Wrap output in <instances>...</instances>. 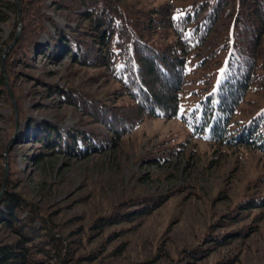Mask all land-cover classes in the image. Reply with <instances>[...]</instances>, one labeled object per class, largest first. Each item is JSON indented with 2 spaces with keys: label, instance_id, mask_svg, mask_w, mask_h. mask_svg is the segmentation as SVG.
Wrapping results in <instances>:
<instances>
[{
  "label": "rangeland",
  "instance_id": "1",
  "mask_svg": "<svg viewBox=\"0 0 264 264\" xmlns=\"http://www.w3.org/2000/svg\"><path fill=\"white\" fill-rule=\"evenodd\" d=\"M46 3L51 4L50 0ZM160 3L119 0L127 9L148 10ZM46 11L54 20L48 23L53 35L77 24V16L69 11L51 7ZM21 23V13L9 11L5 21H0L4 63L0 73L10 94L0 86V191L7 162V184L16 181L13 191L56 224L78 252L97 253L96 261L80 264H217L229 259L233 264H264V206L248 213L239 206L248 198L264 201V154L248 144L223 145L196 135L181 118L149 117L133 131L113 134L47 85L73 88L112 105L127 103L107 68L81 66L69 57L54 64L35 51L25 63H17L13 56L15 63L7 70L4 61L19 41ZM228 25V21H219L192 59L181 111L189 109L194 92L214 71L216 58L211 55L218 54ZM49 42L48 35H40V46ZM14 101L27 117L44 118L64 130L91 133L105 148L87 157L62 152L41 156V144L33 139L16 141L25 123L20 118L17 122ZM263 105L264 89L253 90L236 114L247 117ZM75 146L80 151L86 145L79 141ZM141 197L162 200L142 222L114 224L105 232L89 229L97 217ZM233 229H240L242 235L226 245L210 244L213 238L208 233L213 236ZM5 236L0 231V239ZM110 236L114 238L108 241ZM198 246L207 250L203 258L185 256L186 250ZM99 248L104 252H98Z\"/></svg>",
  "mask_w": 264,
  "mask_h": 264
},
{
  "label": "trees",
  "instance_id": "2",
  "mask_svg": "<svg viewBox=\"0 0 264 264\" xmlns=\"http://www.w3.org/2000/svg\"><path fill=\"white\" fill-rule=\"evenodd\" d=\"M46 1L21 0L20 10L17 0L0 1V21H5L7 11H19L22 18L19 41L4 61L7 70L17 60L25 63L35 51L54 64L69 57L81 66H102L120 84L118 94L127 97V103L112 105L73 88L47 85L116 135L135 130L149 117L181 118L196 135L223 145L248 144L264 154V105L247 117L236 114L251 91L264 89V0H162L148 10L122 8L119 0H50V5ZM50 7L75 14V27L53 35L48 23L54 20L46 11ZM223 20L229 25L218 54L211 55L216 58L215 69L194 92L189 109L181 111L191 61ZM41 34L50 37L44 46L39 45ZM13 56L15 61H11ZM0 86L10 95L2 71ZM16 110L25 123L16 141L33 139L41 144V156L62 152L87 157L105 148L91 133L64 130L44 118L27 117L20 103ZM79 141L86 145L80 151L75 146ZM15 183H6L8 188L0 200V231L6 234L0 239V264H51L53 259L55 264H80L99 259L94 250L78 252L68 243L56 224L13 191ZM134 202L97 217L89 229L105 232L114 224L142 222L162 200L141 197ZM263 204L248 198L239 206L248 213ZM208 234L213 238L210 244L220 246L242 235L240 229ZM185 252L186 257L198 259L207 250L198 246Z\"/></svg>",
  "mask_w": 264,
  "mask_h": 264
},
{
  "label": "water",
  "instance_id": "3",
  "mask_svg": "<svg viewBox=\"0 0 264 264\" xmlns=\"http://www.w3.org/2000/svg\"><path fill=\"white\" fill-rule=\"evenodd\" d=\"M17 3H18V6H19V10H20V0H17ZM18 13H19V15H20V12L19 11H17ZM20 17V16H19ZM19 32H20V28L18 29V33H17V35L19 34ZM2 61H3V57H2ZM1 61V62H2ZM2 67L4 68V63L2 62ZM14 104H15V101H14ZM17 109V105L15 104V111H16V117H17V122L19 121V116H18V110H16ZM8 170H7V162H6V168H5V178H4V183H2V189H1V191H0V200L2 199V197L1 196H3V194H4V192H5V190H6V183H7V176H8V172H7Z\"/></svg>",
  "mask_w": 264,
  "mask_h": 264
}]
</instances>
